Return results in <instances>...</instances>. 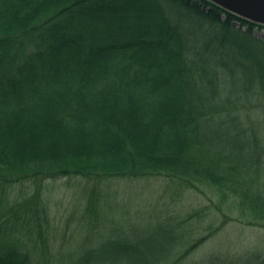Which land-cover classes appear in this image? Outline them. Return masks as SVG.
<instances>
[{
  "label": "trees",
  "instance_id": "obj_1",
  "mask_svg": "<svg viewBox=\"0 0 264 264\" xmlns=\"http://www.w3.org/2000/svg\"><path fill=\"white\" fill-rule=\"evenodd\" d=\"M173 1L184 11L162 0H0V188L30 193L0 214V264H184L215 233L189 242L185 225L207 207L154 223L112 218L108 204L102 245L59 260L43 192L63 178H163L213 195L223 225L264 228V25L208 0ZM228 260L205 264H238ZM244 264H264V253Z\"/></svg>",
  "mask_w": 264,
  "mask_h": 264
},
{
  "label": "rangeland",
  "instance_id": "obj_2",
  "mask_svg": "<svg viewBox=\"0 0 264 264\" xmlns=\"http://www.w3.org/2000/svg\"><path fill=\"white\" fill-rule=\"evenodd\" d=\"M162 3L168 9L184 11L181 3L177 1L162 0ZM256 35L264 37L261 31H256ZM169 183L163 178L110 180L107 186L89 183L82 179L63 178L47 181L46 184L49 186L43 192V201L50 221L49 226L45 225L48 243L51 245L50 253L60 256V260L66 257L65 254L68 252L81 254L91 247H100L102 211L105 213L108 210V204L115 211L112 212L114 213L112 218L125 216L134 220L136 213L139 212L143 218L151 216L154 223L170 216L186 219L194 212L207 207L209 209L207 212L200 213L205 217L194 218L185 225L189 232H193L189 242L193 243L192 240L209 234L210 232L206 231L209 227H213L215 233L192 253L184 264H205L213 257L224 260L228 257L230 258L228 261L244 264L247 258L257 253H264L263 227H251L244 219L241 223L228 222L223 225L225 220L215 215L214 207L210 204L214 199L213 195L209 194L205 197L195 192L180 193ZM1 189L2 216L7 215L10 207L17 202H23L30 194L20 187ZM92 201L95 202L93 206ZM215 201L217 202L216 199ZM11 217L8 215L7 219ZM20 221L23 223L24 219ZM25 229L28 231L29 228ZM26 230H23V233L27 234ZM30 230L31 236L35 238L37 229L32 225ZM88 232H92L94 236ZM24 239L27 241L28 235ZM32 248L34 246H28V250L35 251ZM36 251L37 258L44 256L41 250Z\"/></svg>",
  "mask_w": 264,
  "mask_h": 264
},
{
  "label": "water",
  "instance_id": "obj_3",
  "mask_svg": "<svg viewBox=\"0 0 264 264\" xmlns=\"http://www.w3.org/2000/svg\"><path fill=\"white\" fill-rule=\"evenodd\" d=\"M226 11L264 25V0H208Z\"/></svg>",
  "mask_w": 264,
  "mask_h": 264
}]
</instances>
